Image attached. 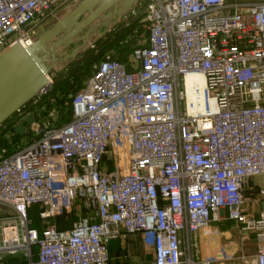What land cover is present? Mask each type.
I'll return each instance as SVG.
<instances>
[{
    "label": "built area",
    "instance_id": "2783aa9c",
    "mask_svg": "<svg viewBox=\"0 0 264 264\" xmlns=\"http://www.w3.org/2000/svg\"><path fill=\"white\" fill-rule=\"evenodd\" d=\"M68 1L0 0V54L31 46ZM122 30L125 60L106 51L62 105L51 71L0 125V264H111L110 242L135 234L152 237L147 264H212L221 256L203 258L198 234L224 221L257 234L254 264H264V210L248 213L245 197L259 178L264 203V0H137L87 49L97 53L98 40ZM188 76L202 84L189 89ZM116 104L123 172L111 153ZM29 115L26 142L15 128ZM36 207L40 220L77 217L40 232Z\"/></svg>",
    "mask_w": 264,
    "mask_h": 264
},
{
    "label": "water",
    "instance_id": "95a60500",
    "mask_svg": "<svg viewBox=\"0 0 264 264\" xmlns=\"http://www.w3.org/2000/svg\"><path fill=\"white\" fill-rule=\"evenodd\" d=\"M137 0H79L52 27L25 48L15 44L0 54V125L28 104L47 82V75L56 70L61 60L76 59L88 41L105 25L128 12ZM78 46L58 56L59 50L72 44ZM34 120L29 115L15 128L19 136L28 134Z\"/></svg>",
    "mask_w": 264,
    "mask_h": 264
},
{
    "label": "crops",
    "instance_id": "0c3cea01",
    "mask_svg": "<svg viewBox=\"0 0 264 264\" xmlns=\"http://www.w3.org/2000/svg\"><path fill=\"white\" fill-rule=\"evenodd\" d=\"M95 36L96 34L93 37ZM260 189V179L252 178L249 180L245 192L247 211L251 214L254 213L256 217L264 210V203L259 200ZM254 205H256L257 213L254 212ZM213 229L216 230V232L211 236H205L203 233L198 234V242L203 258L221 256V259H218L212 264H254V254L257 248L256 233L246 232L245 236H243L242 232H240V237L237 238L233 231L238 228L236 224L231 221L215 222L213 224ZM250 235L255 236L256 242L254 251L250 252L247 248V253L245 251L246 246L244 242H242V239ZM149 242L151 246H149ZM149 247L151 248L150 250L152 251L153 257L148 261L147 258L143 256V252ZM109 257L111 264L151 263L154 259L152 237L148 234H135L123 240H112L109 244ZM7 264L18 263H16L15 259L8 258Z\"/></svg>",
    "mask_w": 264,
    "mask_h": 264
},
{
    "label": "rangeland",
    "instance_id": "374dc122",
    "mask_svg": "<svg viewBox=\"0 0 264 264\" xmlns=\"http://www.w3.org/2000/svg\"><path fill=\"white\" fill-rule=\"evenodd\" d=\"M79 0H70L65 4L59 5L58 9L55 11V13L53 14V16L51 18H49L44 24L40 25L38 28L37 33L39 35H41L42 33H44L47 29H49L50 27H52L57 21H59L61 18H63L78 2ZM247 1H261V0H247ZM115 20H117V18H115ZM114 23H109L107 25H105L104 27H102L97 33H96V39L98 38L99 35L103 34L104 32H107V30L113 25ZM95 37H92V39L90 41H88V46L90 43H92L93 38L95 40ZM79 43H75L70 45L67 48H62L59 50V54L58 56L60 58H64L65 54L69 53L71 49H73L74 47L78 46ZM87 46V47H88ZM87 47L84 49L86 50ZM76 58H80V53L78 54V56ZM70 61H65V60H61L59 63H57L56 66V71L58 72V74L62 71H65L66 66H68ZM43 116H45V118H47V113H43ZM113 116H114V123H115V128H116V135L112 141V145H111V153L112 154H117L120 156L121 161L117 164V168L120 169L122 172L126 170L127 168V161L125 158L126 155V140H125V133L124 130L122 128V119H123V114L121 111V106L120 104H116L113 107ZM19 136V135H18ZM23 137H27L25 140L26 142L29 141V135L27 136H19L18 138H23ZM258 194V193H257ZM256 205H254V212L257 213L256 210ZM0 213H8V210L6 208L0 207ZM77 214H76V210H72L68 216H59L56 217L54 219H48V220H40L38 217V219L36 220L35 224H36V228L41 232L43 231L46 227L50 226V225H57L58 227L61 228H69V226L71 225L72 221L74 219H76ZM257 218V217H256ZM61 222V223H60ZM234 235L239 238L240 237V231L239 229H236L233 231ZM255 242H256V238L254 235H250L249 237L246 238L245 240V246L246 249L245 251L248 253V251L252 252L254 251L255 248ZM149 246L150 242L148 243ZM250 246V249H249ZM248 248V251H247ZM151 248H147L144 250L143 252V256L147 258V260H151L153 257L152 251L150 250Z\"/></svg>",
    "mask_w": 264,
    "mask_h": 264
},
{
    "label": "trees",
    "instance_id": "16d2710c",
    "mask_svg": "<svg viewBox=\"0 0 264 264\" xmlns=\"http://www.w3.org/2000/svg\"><path fill=\"white\" fill-rule=\"evenodd\" d=\"M127 34L128 30H122L115 33V35H109L107 39L98 40L96 44L99 51L97 53L95 49L88 48L80 54V58H76L69 62L68 66L65 68L66 70L58 74L56 85L52 92V96L58 98L59 105H62L68 99L69 94H75L83 86L85 80L91 76L93 66L102 59V55L106 51L114 49L120 54L121 60L126 59L130 49L121 45L120 42ZM59 113L61 122H68L72 115L71 105L66 109H62ZM38 210L39 207L31 210L34 227H36L35 222L38 219Z\"/></svg>",
    "mask_w": 264,
    "mask_h": 264
},
{
    "label": "bare ground",
    "instance_id": "6f19581e",
    "mask_svg": "<svg viewBox=\"0 0 264 264\" xmlns=\"http://www.w3.org/2000/svg\"><path fill=\"white\" fill-rule=\"evenodd\" d=\"M194 82H198V83H201L202 84V78L200 76H188L187 77V83H188L189 89H190L191 85ZM189 98H190V100H193L194 99V96H192L191 92H189Z\"/></svg>",
    "mask_w": 264,
    "mask_h": 264
}]
</instances>
